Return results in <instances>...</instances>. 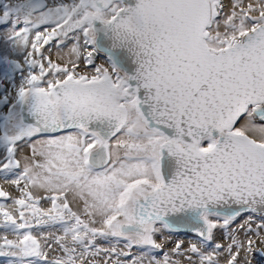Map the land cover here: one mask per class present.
Wrapping results in <instances>:
<instances>
[{
  "label": "snow or ice",
  "instance_id": "1",
  "mask_svg": "<svg viewBox=\"0 0 264 264\" xmlns=\"http://www.w3.org/2000/svg\"><path fill=\"white\" fill-rule=\"evenodd\" d=\"M0 264H264V0H0Z\"/></svg>",
  "mask_w": 264,
  "mask_h": 264
}]
</instances>
